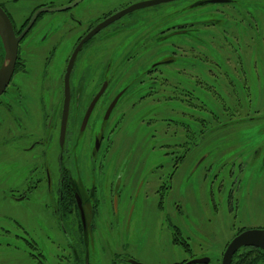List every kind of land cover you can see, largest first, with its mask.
Segmentation results:
<instances>
[{"label":"rangeland","instance_id":"374dc122","mask_svg":"<svg viewBox=\"0 0 264 264\" xmlns=\"http://www.w3.org/2000/svg\"><path fill=\"white\" fill-rule=\"evenodd\" d=\"M26 1L18 0L12 9L18 25L37 2L54 7L68 2ZM134 1L82 0L72 13L92 22ZM198 1L175 0L129 13L101 32L80 57L84 79L92 82L99 73L95 69H103L113 54L115 92L128 89L104 128L98 112L85 131L74 128L67 146L79 154L83 183H95L99 197L94 208H86L93 225L91 264L214 259L240 230L264 227V0L193 4ZM70 16L45 13L38 24L52 17L46 29L49 25L55 31L71 24ZM189 18L194 38L174 26ZM85 21L77 29L85 30ZM70 47L66 40L50 66L52 94L47 99L54 105V98L61 100L62 58ZM102 128L105 141L96 150L94 138ZM58 132L55 127L53 157L60 149ZM29 204L10 200L0 189V225L6 229H0V264H74L51 209ZM75 215L73 209L67 222L73 232ZM40 216L48 220V236ZM7 230L9 238L3 240ZM15 232L27 236V246L11 238Z\"/></svg>","mask_w":264,"mask_h":264},{"label":"flooded vegetation","instance_id":"af4514ba","mask_svg":"<svg viewBox=\"0 0 264 264\" xmlns=\"http://www.w3.org/2000/svg\"><path fill=\"white\" fill-rule=\"evenodd\" d=\"M33 1L34 0H28L26 2L32 3ZM72 1L74 0H68L65 5ZM139 1L141 0L129 2L122 8L113 10L111 13L105 11L104 14L97 16L92 22L84 20L85 23L88 24L85 30H83L82 27L77 29L78 26L84 23L81 19L82 15L77 16L75 13H72L82 0L71 8L40 12L31 28L19 42L18 58L13 75L4 91L0 94V189L5 193L7 198L17 203H26V205L28 204L29 207H31L32 205L29 203L34 202V204H41L46 209H51L53 215L60 223L67 245L72 252L74 264H91L90 250L93 225H89L86 208H94L99 197L97 196L95 183L91 184L90 187H87V185L83 183L80 170L82 162L79 154L75 152L71 153L67 149V146L70 145L73 139V133L76 134L74 128L79 125V130L81 132L85 131L91 119L97 115L96 113L98 112L101 113V116L97 119V122L102 124L104 128L109 123L119 101L128 92V89L125 87L115 92L117 70L116 66L112 63L113 59L111 57L115 58L112 56L113 54L109 56L108 62L103 69L100 65L95 69L97 73L98 71L99 73L96 75L95 81L92 82H88V79L85 81L84 79V68H82V60L80 57L86 52L91 42L94 41L101 32L119 19L108 24L86 40L74 57V62L68 78L66 77L67 70L79 44L99 23L116 12ZM17 3L18 0H9L8 6L5 0H0V5L7 12L13 23L16 36H19L23 32L36 11L43 6L54 7L49 3L37 2L33 5L31 11L28 12L29 15H27L22 24L18 25L15 21L14 13L12 12V9L16 7ZM212 3L234 4L235 1L227 0L226 2H211V4ZM191 5L192 4H190L189 8L193 10L194 8H191ZM149 7H146L145 10ZM55 12H64L67 14L71 12L70 18L72 23L66 28L62 26L61 29L55 31H52L49 25L48 29H46L49 21L48 19L52 20V17H47L46 23L38 24L45 13ZM214 12H218L220 15L222 14L218 10ZM23 13H25V11ZM130 13H134V11ZM189 13L191 12L189 11ZM64 19V21L67 20V18ZM189 20L190 18L187 22H179L174 26L178 27L179 33L186 32L188 36L194 38L196 34V30L192 28L194 22ZM185 23L188 24L185 25ZM209 23H214V19ZM73 38H75L74 41ZM66 40H71V47L67 49L62 58L65 67L63 69L64 72L58 91L61 100L57 103L58 98H54V105L47 99V96H51L49 95L50 93L52 94L50 91L52 89L49 87L50 83H48L50 66L56 62L62 50L63 43ZM127 52L130 53L131 51L129 50ZM127 57L131 58L132 56L128 54ZM193 58H195V56H193ZM100 60H102V58H100ZM100 60L97 61L96 64H100ZM3 61L4 56L2 54V47L0 46V69ZM157 66H159V64L155 65V68ZM94 67L95 65L92 70H94ZM67 84L69 86L68 88ZM67 92H69L70 95L69 112L65 138L62 143L61 125ZM98 94H100V96L94 104L85 127L83 128L87 110ZM117 96H119L117 103L110 113H108L112 102ZM37 98L39 99V105L36 104ZM73 125L76 126L73 127ZM55 127H59L58 139L60 149L57 155L53 157L52 148L53 141L55 140L53 129H55ZM103 128L102 131H100V135L96 134L94 138L96 150L100 149L103 141H105V131ZM97 143L99 147H97ZM260 153L261 149L256 150L254 152L255 158L258 157ZM95 155L96 152L94 151L93 157H95ZM5 163H10V165ZM261 164H264V156ZM11 177L12 182L9 183ZM160 188L161 185L158 189ZM162 203L163 198L159 204L160 208H162ZM80 205L85 213V224L81 216ZM73 209L76 212L75 217L78 224L77 231L75 232L69 230L71 225L67 223L69 218L73 215ZM40 218L43 221V225H40V227L48 236L47 229H50L48 220L42 216H40ZM16 223L26 231V229L21 226V223ZM0 226H2L0 229H5L3 225ZM260 228L264 229V227H259V229ZM247 229L252 228L242 229L237 232L234 237ZM8 231L9 230L5 231L2 237L3 240L9 238L8 235L10 234H8ZM1 236L0 234V238ZM15 236L21 238L27 246L26 242L28 240L26 235L15 232L11 238ZM234 237L227 243L220 255L214 259L209 256H203L209 258V262L197 264H223L224 254ZM0 243L4 242L0 241ZM5 243L7 246H13L9 241ZM14 247L21 249L19 246L14 245ZM193 258L196 257L192 256L186 258L181 264ZM127 260L129 264H133L131 262L132 259L128 258ZM231 264H264V249L251 245L242 246L234 253Z\"/></svg>","mask_w":264,"mask_h":264},{"label":"water","instance_id":"95a60500","mask_svg":"<svg viewBox=\"0 0 264 264\" xmlns=\"http://www.w3.org/2000/svg\"><path fill=\"white\" fill-rule=\"evenodd\" d=\"M81 0H74L71 3L67 5H62V6H56V7H50V6H43L40 8L38 11L35 12V14L32 16L31 20L29 21L28 25L26 28L23 30V32L19 35L16 36L15 31H14V26L13 23L7 14V12L4 10V8L0 5V46L2 47V54L4 56V61L2 64V67L0 69V94L4 91L6 88L7 84L9 83L14 69H15V64L17 62L18 58V50H19V42L21 38L25 35V33L31 28L33 23L35 22L38 14L40 12L44 11H55V10H64L67 8H71L75 5H77ZM170 1H175V0H141L139 2L133 3L132 5L116 12L115 14L111 15L108 17L106 20L103 22L99 23L84 39L83 41L79 44L77 49L75 50V53L73 55V58L71 60V63L68 67L67 70V75L66 77L68 78L70 76V70L74 62V57L76 53L79 51L80 47L82 44L88 40L91 36L96 34L98 31H100L102 28L107 26L108 24L120 19L121 17L125 16L126 14L135 11L137 9L141 8H146L149 6H154L158 5L161 3H166ZM227 0H202L198 1V3H195V5H205L207 3L211 2H226ZM67 84V88H68ZM68 90V89H67ZM100 94H98L90 107L87 110V113L84 118V125L83 128L85 127L86 121L88 120L90 113L93 109L94 104L96 103L97 99L99 98ZM69 92L66 94V103L64 106V112H63V121L61 125V142L63 143L64 138H65V132H66V125H67V118H68V112H69ZM119 99V96L115 98V100L112 102L108 113L112 110V108L115 106ZM97 147H99L97 143ZM80 210H81V216L83 219V223L85 224V213L83 211L82 206L80 205ZM246 245H251V246H257L260 248L264 249V229H259V228H252V229H247L238 234L236 237L233 238V240L230 242V244L227 247V250L224 254L223 257V264H231L232 263V258L234 253L242 246ZM133 264H144L142 262L136 261L134 259L131 260ZM206 263L209 262V258L207 257H199V258H193L184 264H197V263Z\"/></svg>","mask_w":264,"mask_h":264},{"label":"trees","instance_id":"16d2710c","mask_svg":"<svg viewBox=\"0 0 264 264\" xmlns=\"http://www.w3.org/2000/svg\"><path fill=\"white\" fill-rule=\"evenodd\" d=\"M176 238H177V237H175L174 240H177ZM175 242H177V241H175ZM184 245H185V246H189L188 243H186V242H184ZM189 249H190V247L187 248V250H189Z\"/></svg>","mask_w":264,"mask_h":264}]
</instances>
